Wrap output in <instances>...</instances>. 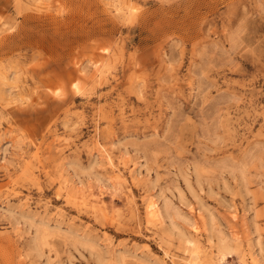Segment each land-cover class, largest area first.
I'll use <instances>...</instances> for the list:
<instances>
[{"label": "rangeland", "instance_id": "obj_1", "mask_svg": "<svg viewBox=\"0 0 264 264\" xmlns=\"http://www.w3.org/2000/svg\"><path fill=\"white\" fill-rule=\"evenodd\" d=\"M0 264H264V0H0Z\"/></svg>", "mask_w": 264, "mask_h": 264}]
</instances>
